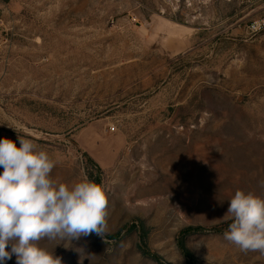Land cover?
Returning a JSON list of instances; mask_svg holds the SVG:
<instances>
[{
	"label": "rangeland",
	"instance_id": "1",
	"mask_svg": "<svg viewBox=\"0 0 264 264\" xmlns=\"http://www.w3.org/2000/svg\"><path fill=\"white\" fill-rule=\"evenodd\" d=\"M261 2L0 0V139L107 194L103 237L40 241L61 264H264L222 219L264 198Z\"/></svg>",
	"mask_w": 264,
	"mask_h": 264
},
{
	"label": "clouds",
	"instance_id": "2",
	"mask_svg": "<svg viewBox=\"0 0 264 264\" xmlns=\"http://www.w3.org/2000/svg\"><path fill=\"white\" fill-rule=\"evenodd\" d=\"M17 139L19 147L0 139V264L13 255L16 264H61L40 241L103 237L107 194L87 177L72 185L56 182L50 177L56 162L32 140ZM228 202L222 219L232 222L224 238L241 251L264 254V198L237 190Z\"/></svg>",
	"mask_w": 264,
	"mask_h": 264
},
{
	"label": "built area",
	"instance_id": "3",
	"mask_svg": "<svg viewBox=\"0 0 264 264\" xmlns=\"http://www.w3.org/2000/svg\"><path fill=\"white\" fill-rule=\"evenodd\" d=\"M252 3H257L261 0H248ZM262 8V15L258 18H256L255 20L252 21L250 28L252 31H260L264 29V0H262L261 2V6ZM115 127H112L111 130H114Z\"/></svg>",
	"mask_w": 264,
	"mask_h": 264
}]
</instances>
